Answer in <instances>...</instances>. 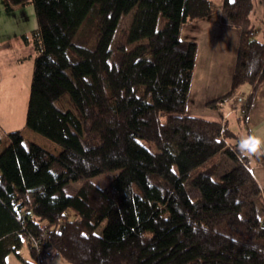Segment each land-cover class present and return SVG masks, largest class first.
<instances>
[{"label":"trees","instance_id":"obj_1","mask_svg":"<svg viewBox=\"0 0 264 264\" xmlns=\"http://www.w3.org/2000/svg\"><path fill=\"white\" fill-rule=\"evenodd\" d=\"M25 4L37 27L22 34L34 50L24 126L60 150L5 133L0 264L10 253L36 264L31 237L41 234V264L53 254L71 264H264V202L250 171V155L264 162L259 142L186 112L197 46L180 27L209 15L212 0H3L6 11ZM253 9L254 0H222V22L240 35L230 88L208 102L220 108L248 83L244 124L264 80ZM64 95L79 116L58 107ZM222 154L232 165L215 179L211 160ZM113 170L103 186L89 179ZM72 181L81 183L67 194Z\"/></svg>","mask_w":264,"mask_h":264},{"label":"crops","instance_id":"obj_2","mask_svg":"<svg viewBox=\"0 0 264 264\" xmlns=\"http://www.w3.org/2000/svg\"><path fill=\"white\" fill-rule=\"evenodd\" d=\"M221 4L222 0H212V12L184 22L179 36L182 40L195 42L197 46L186 112L209 119L225 120L226 127L229 128L228 117L233 112L240 111L234 104L235 95L221 103L220 108L208 105V102L222 96L230 88L240 35L239 27L222 22ZM36 27L37 20L31 4L16 5L11 11H6L3 0H0V127L3 132L21 129L24 133L28 129L24 126V120L34 50L31 43L22 39V34H28ZM239 92L240 90L236 94ZM245 125H248L246 132L249 130L253 133L264 149V80L257 87ZM59 150L54 148L55 152ZM250 171L264 194V162L256 161ZM20 249L21 256L30 259L29 247L26 245L23 248L26 250L24 254ZM11 261L23 264L20 259L17 262L11 258Z\"/></svg>","mask_w":264,"mask_h":264},{"label":"rangeland","instance_id":"obj_3","mask_svg":"<svg viewBox=\"0 0 264 264\" xmlns=\"http://www.w3.org/2000/svg\"><path fill=\"white\" fill-rule=\"evenodd\" d=\"M133 13L134 10L130 11L127 14H123L120 19H119V23H118V29H121L125 26H128L132 20L133 17ZM263 13H264V9L262 8V6L260 5V3L258 2V0H254V9L252 12V20H253V25L257 28L256 31V38L259 40H264V22H263ZM96 37L94 36L90 42V45L94 44ZM249 88H251V86L248 83H244L243 85H241L238 89V91L240 90V94H235V102L234 104H236V108L237 110H239L241 108V102L242 100L245 98V95L249 92ZM57 105L58 107H60L63 110H71L73 111L76 115L79 116V112L75 109L73 103L71 102V100L69 99L68 95H64L62 96L58 101H57ZM227 116V115H225ZM240 116L239 112H233L229 117V128L233 131H237L240 132V134L243 136V138L247 139L249 136H254L253 133H251L249 130L246 132L248 125L250 126V124L248 123V125H245L243 121H241L240 119V125H238V117ZM0 129L2 130V128L0 127ZM3 142L0 144V151L2 150L5 142L7 141V136L5 133L7 132H3ZM255 134H258L260 136L259 133L255 132ZM22 135L29 141H32L42 147H45L46 149L55 152L54 148L57 147L58 149H60V147L55 144L54 142L46 139L45 137H43L42 135L30 130V129H25V132L22 133ZM255 138V136H254ZM257 140V139H256ZM151 149H154V147L152 145H149ZM264 149L261 148V151H263ZM211 161L213 162H217L219 164V168L218 171L216 173V175L214 176L215 179H218L220 174L228 167H230L232 165V162L227 159L223 154L222 155H217L216 157H214ZM250 161H252V163L250 164L251 170L252 167L254 166V163L256 161H258V159L253 156L250 155ZM201 169V167H199L198 169L194 170L193 173H196L197 171H199ZM118 170H113V171H106L103 173H100L98 175L92 176L89 179H91L94 183L103 186L104 184H106L107 182H109L116 174H117ZM81 181H72L69 182L68 184H66L63 187V190L65 193L67 194H73L77 187L80 185ZM194 194V192H192ZM262 198H263V202H264V194L262 193ZM105 222H103V224H101L98 228H97V232L100 233L103 225ZM26 248V243L23 244V247L20 249V252L22 254H24V251H26L23 248ZM15 253H10L7 260L9 262V264L12 263L11 258H13V260L18 262V257H16L14 255ZM30 258V255H29ZM14 264V263H12ZM43 264H71L69 263L66 259H64L62 256L58 255V254H53L50 256H46L43 259Z\"/></svg>","mask_w":264,"mask_h":264},{"label":"built area","instance_id":"obj_4","mask_svg":"<svg viewBox=\"0 0 264 264\" xmlns=\"http://www.w3.org/2000/svg\"><path fill=\"white\" fill-rule=\"evenodd\" d=\"M45 236L43 234L35 236V237H31V243L34 246V248L37 251V259H36V264H41V256L39 253V248H40V243L43 242Z\"/></svg>","mask_w":264,"mask_h":264},{"label":"clouds","instance_id":"obj_5","mask_svg":"<svg viewBox=\"0 0 264 264\" xmlns=\"http://www.w3.org/2000/svg\"><path fill=\"white\" fill-rule=\"evenodd\" d=\"M246 146V145H245Z\"/></svg>","mask_w":264,"mask_h":264}]
</instances>
